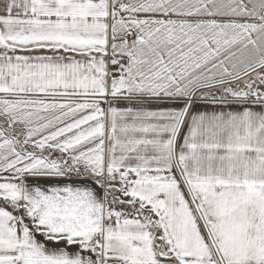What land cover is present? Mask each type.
<instances>
[{
	"label": "snow or ice",
	"instance_id": "snow-or-ice-1",
	"mask_svg": "<svg viewBox=\"0 0 264 264\" xmlns=\"http://www.w3.org/2000/svg\"><path fill=\"white\" fill-rule=\"evenodd\" d=\"M0 264H264V0H0Z\"/></svg>",
	"mask_w": 264,
	"mask_h": 264
}]
</instances>
